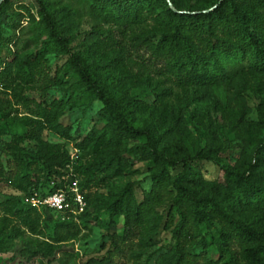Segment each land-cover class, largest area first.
<instances>
[{
    "label": "trees",
    "instance_id": "trees-1",
    "mask_svg": "<svg viewBox=\"0 0 264 264\" xmlns=\"http://www.w3.org/2000/svg\"><path fill=\"white\" fill-rule=\"evenodd\" d=\"M84 1L96 20L110 25L105 38L90 36L100 77L71 51V39L78 28L77 11L68 5L56 7L53 2L36 0V36L42 47L35 53H14L4 66L0 65V78L32 84L42 74L47 54L68 55V70L78 77L79 86H85L93 99L105 100L109 107L76 143L84 159L81 164L72 161L63 143L42 136L48 130L70 139V128L60 121L65 111L63 100L36 103V109L31 110L36 117H15L17 123L28 126L34 149L7 144L6 164L0 162L1 203L23 226L36 232L40 211L29 201L26 204L23 194L29 200L66 188L60 183L39 191L53 177H63L72 165L87 202L78 217H85L90 195L84 190L131 173L129 156L133 155L150 166V190L139 202L135 195L138 181H131L113 197L100 201L110 223L123 217V230L108 235L110 249L104 256L92 257L85 264H114V255L125 252L126 244L135 238L140 239V246H152L162 223L172 229L173 241L154 264H264V97L256 120L238 121L244 142L240 167L221 165L219 176L208 180L194 168L199 155L189 138L183 105L169 102L171 89L163 86L167 80L184 89L193 88L198 101L205 100L220 85L234 89L239 96L248 88L264 92V0H198V8L187 12L175 11L167 0ZM8 8L9 0L0 3V42L4 38V17L12 21ZM134 26L142 31L130 39L133 46L145 47L165 80L154 82L145 64L123 53V40ZM94 29L92 34L99 33L101 26ZM135 65L138 69L133 71ZM139 88L143 89L142 98L136 93ZM109 89L123 95L111 101ZM19 96L27 102V97ZM129 113L146 117L151 129L142 131ZM107 115L115 123L99 127ZM4 133L0 128V138ZM140 137L144 140L129 144ZM217 141V135L209 132L205 147L208 159L231 148V144L223 146ZM9 188L21 194L9 193ZM164 202L168 204L166 218L158 211ZM44 208L60 217L52 227L55 242L78 234L74 215L63 218L62 213ZM203 225L218 230L216 258L186 249ZM54 248L50 243L27 247L23 257L27 260L36 252L49 255Z\"/></svg>",
    "mask_w": 264,
    "mask_h": 264
},
{
    "label": "rangeland",
    "instance_id": "rangeland-1",
    "mask_svg": "<svg viewBox=\"0 0 264 264\" xmlns=\"http://www.w3.org/2000/svg\"><path fill=\"white\" fill-rule=\"evenodd\" d=\"M3 1L5 0H0V3ZM47 1L53 2L56 7L68 5L77 11L75 18L78 20V28L71 39V51L86 66L95 69L97 77H100L101 70L96 61L97 55L91 45L90 36L105 38L110 25L96 20L90 14L84 0ZM167 1L175 11L187 12L198 8V0H175V3L172 0ZM37 7L36 0H9L8 13L11 15L12 21L6 16L3 19L5 28L2 32L3 41L0 42V65H3L14 53L30 54L41 49L42 44L36 36L39 29V25L36 23L39 20ZM98 25L101 26L100 32L92 34L91 32L95 30L94 27ZM141 31L140 26H134L128 30L122 43V51L132 61L145 64L148 72L153 75L154 82L165 80V75L158 73L145 47L135 48L130 40L133 35L140 34ZM68 59V55L47 54L43 72L32 84L24 85L17 81H11L10 78H0V128L5 132L0 138V162L3 165L7 160V144L18 145L29 150L34 149V141L28 135V126L17 123L14 118L25 115L36 117L31 111L36 109V103L41 101L43 104H50L54 100H63L65 111L60 116V121L70 128L71 137L64 139L48 130H45L42 136L47 141L63 143L73 162L77 161V164L83 162L84 159L76 148V143L87 134L97 122L100 113L108 109L109 105L105 100L93 99L85 86H79L76 82L78 77L68 70ZM137 69L138 65H135L133 71ZM49 78L53 80L49 81ZM163 86L171 89V94L167 98L169 102L175 104L181 102L183 105L189 138L194 145L195 152L199 155V158L194 162L197 173L202 178L214 180L220 174L221 165L238 169L240 167V150L244 144L238 121L239 119L256 120L258 118L257 108L264 97V92H258L256 88H248L242 96H239L234 89L220 85L213 89L205 100L198 101L193 88L184 89L167 80ZM108 91L111 101H117L123 95L121 92L111 89ZM141 91L143 89L139 88L136 93L142 98ZM20 94L27 97V102L19 96ZM128 115L138 121L142 131L151 129V124L146 117H138L135 113ZM114 121L112 116L107 115L105 120L99 123V127L106 123L114 124ZM211 131L217 135L218 144L222 143L223 146L231 144V148L225 153L218 152L213 159H208L205 147L206 139ZM17 136L23 137V140L19 141ZM143 140L144 137L136 140L131 139L129 144L133 145ZM129 159L132 162L131 173L113 177L104 184L93 185L84 190L90 195L87 215L81 218L74 217V221L79 227L78 234L60 243L55 242L52 231L53 225L60 218L57 214L42 207L39 210L40 224L37 231L32 232L23 226L19 219L1 203L3 197L0 196V264H85L92 257L104 256L110 249L108 235L120 234L123 230L124 220L123 217H120L114 223H110L108 213L99 205L100 201L113 197L118 190L131 181H138L135 195L139 202L145 199L146 193L150 190L149 164L139 161L133 155H130ZM72 178H74L73 181ZM75 181L81 189V179L76 175L74 167L70 165L66 168L63 177H53L39 191L49 190L53 185L60 183L69 187ZM6 191L21 194L10 188ZM22 197L27 204V196L23 194ZM167 210V202L158 207V211L165 218ZM174 215L176 216L175 221H177L178 217L175 212ZM217 239L218 230L203 225L199 234L192 238L186 249L193 254L216 258ZM172 241V229L165 227V223H162L152 246H140V239L135 238L133 242L126 244L125 252L121 255H114V264H154L161 254L168 251ZM47 243L55 247L51 254L44 255L41 252H36L31 254L27 260L23 257L25 248L35 245L43 247ZM133 252L136 254L133 255Z\"/></svg>",
    "mask_w": 264,
    "mask_h": 264
},
{
    "label": "built area",
    "instance_id": "built-area-1",
    "mask_svg": "<svg viewBox=\"0 0 264 264\" xmlns=\"http://www.w3.org/2000/svg\"><path fill=\"white\" fill-rule=\"evenodd\" d=\"M28 201L39 210L42 207H47L53 211L60 212L63 214V218H67L71 214L76 217L84 212L87 206V202L77 181L69 187L56 192L33 196Z\"/></svg>",
    "mask_w": 264,
    "mask_h": 264
},
{
    "label": "water",
    "instance_id": "water-1",
    "mask_svg": "<svg viewBox=\"0 0 264 264\" xmlns=\"http://www.w3.org/2000/svg\"><path fill=\"white\" fill-rule=\"evenodd\" d=\"M210 10H212V9H210ZM209 11V10H208Z\"/></svg>",
    "mask_w": 264,
    "mask_h": 264
}]
</instances>
